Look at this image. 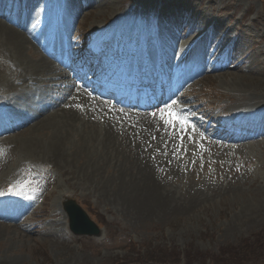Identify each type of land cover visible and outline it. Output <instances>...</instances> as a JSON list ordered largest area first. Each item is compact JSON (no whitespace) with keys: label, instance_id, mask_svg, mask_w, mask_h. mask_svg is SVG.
I'll use <instances>...</instances> for the list:
<instances>
[{"label":"rangeland","instance_id":"rangeland-1","mask_svg":"<svg viewBox=\"0 0 264 264\" xmlns=\"http://www.w3.org/2000/svg\"><path fill=\"white\" fill-rule=\"evenodd\" d=\"M67 1L70 4L65 6L66 0H57L55 8L60 13L64 12L60 18L62 25L57 24L51 29L56 33L59 26L64 28L62 26L68 23L72 26L69 30L71 36L77 32L84 43L92 41L94 29L96 33L112 20L120 21L122 14L143 11L145 8L154 10L152 28L159 33L154 43L159 45L161 51L153 54V38L149 34L151 27L145 32V51L156 70L154 60L164 58L161 61L162 70H173L171 79L177 74L171 67L173 61L178 60L175 56L179 57V53H182V44L183 49L187 46L191 31L187 36L184 34L194 25L191 38L195 37V40L202 34L201 30L210 25L204 37L196 39L198 42L192 48L190 43L187 49L191 53L201 52L204 60L212 58L216 50L220 51V55L228 56L221 59L224 62L231 60L233 68L228 65L229 68L205 74L202 73L205 71L202 59L198 70L202 75L193 80H198L193 87L194 93L190 92L193 84L188 85L184 92L187 102L184 104L193 105L195 111L206 118L209 115L203 106L211 116L217 112L216 116L227 120H232L237 111L234 108L246 99H256L264 105L263 0H88V7L85 8L79 3L87 0ZM39 2L25 0L20 4L28 5L25 11H29ZM142 4L144 7H140ZM78 7L81 12L76 18L67 17ZM1 14L11 16L10 6L1 5ZM184 25L186 30H183ZM176 32L178 38L182 36L183 39L175 44L176 40L172 37H177ZM135 40L137 43L143 41L141 37H135ZM238 44L242 45L239 49L236 47ZM73 45V51H83L79 41H73ZM210 45L214 48L212 55L205 53ZM29 47V54L39 56L40 52L34 44ZM136 49L135 45V53ZM28 59L26 54L22 55L26 65L29 64ZM212 62L207 60L206 64L212 67ZM216 64L218 68L227 67L219 62ZM16 68L17 72L26 69L11 60L0 46V93L11 88L12 83L16 86L20 81V76L14 72ZM188 70L187 67L181 73L186 76ZM34 83L37 90L36 81ZM188 92L193 95L191 98ZM80 108L77 111L83 117L91 114L87 106H84L87 113H84L83 107ZM255 116V123L250 126L253 128L260 120L263 128L264 115ZM223 124L227 125V121H223ZM256 129L259 130L260 126L257 125ZM259 131L264 132V129ZM218 133L222 132L218 130L216 135H220ZM19 134V145L11 142V157L0 164V202L8 206L15 204L17 210L27 211L24 216L20 214L22 218L17 225H0V264H264V136L262 142H246L245 150L240 148L221 152L217 145L211 146L210 142L205 144L204 152L196 155L194 167L191 165L188 171L186 169V177L173 180L181 186L179 191L183 190L180 192L183 194L186 191L183 189V184H187L185 181L195 187L207 182L206 186L212 188L205 190L204 197L196 207L174 214H170L173 211H166L160 217L159 214L141 213L139 216V212L122 206L112 191L106 189L104 192L103 182L128 165L126 153L118 155L115 149L101 151V146H97V153H103L99 158L94 152L96 146H76L70 140L72 149L64 145L58 151L59 156L65 157L63 162H51L38 151L28 155L29 144L22 146L26 137L22 136L23 133ZM95 135V139L98 138ZM149 157L155 159L153 155L149 154ZM180 178H184L181 184ZM174 187L169 189L173 191ZM65 197L75 199L87 211L102 228L101 237H75L69 232L65 214L61 210ZM32 203L35 204L33 212Z\"/></svg>","mask_w":264,"mask_h":264},{"label":"bare ground","instance_id":"bare-ground-1","mask_svg":"<svg viewBox=\"0 0 264 264\" xmlns=\"http://www.w3.org/2000/svg\"><path fill=\"white\" fill-rule=\"evenodd\" d=\"M142 1L145 2L146 0H140V2ZM14 4V1H12V8L21 15L17 16L16 14L6 19L0 16V46L5 49L6 55L11 60L17 62L19 67L23 66L26 69L17 72L16 68L14 72L20 76V81L16 86L13 83L10 84L11 88L0 93V164L3 163V160L6 162L11 157V142L15 146L19 145V133H23L22 136L27 138H25L26 142L22 146L29 144L28 155L38 151L40 155L48 157L50 159L48 161L51 162H63L65 157L59 156L58 151L64 145L67 149H72V143L76 146L86 144L92 147L96 146L94 152L99 155V158L103 153H100L101 155L97 153V146H101V151L115 149L118 155L126 153V159L129 160V163L120 168L118 173L111 175L109 180L104 181L103 189L104 192L106 189L112 191L114 198L118 202L120 201L119 203L122 206L139 212V216L140 213L164 216L166 211H173L170 214H174L193 206L196 207L200 199L204 197L205 190L212 187L206 186L207 182H204L205 184L200 183L198 187H195L194 184L185 181L187 184H183V189L186 191L183 194L180 193L183 190L179 191L181 186L177 184L178 182H174L177 177H186V169L196 163V154L199 152L200 147H194V144L190 143L197 142L200 137H209L215 133V129L210 125V122L205 127L204 124L206 123L200 121V118L206 119L204 114L197 113L193 105L191 107L184 104V102H187L184 98V92L187 91V87L192 85V83L189 84L190 81L194 82L193 80L198 79L197 77L201 74V71L198 70L201 61L204 60V56L199 51H193V53L185 51L190 43H194V39L190 36L191 39H188L185 49H183L184 44L181 43L183 45L182 53H179V57L175 56L178 58L177 61L173 59L171 67L175 69L174 74H177L172 75L176 78L172 77L173 79H171V73L173 72L171 69L162 70L163 68H161L160 72L157 71L148 59L147 51L146 58L131 59L132 64L136 66L145 59L150 62L147 68H137L128 74L120 71L126 60V57H121L123 53H126L123 46L122 49L118 50V54L112 57L110 64L95 52L100 49L101 45H104V42L101 41L102 38L112 36L116 30L120 31L127 21L128 24L125 30H129L130 34L144 24L147 28L151 27L152 22L154 24V21L151 22L148 19L151 10L145 8L143 11H131L119 16L120 21L113 20L109 25L102 26L96 31L91 44L93 51L85 53V51L78 49V51L72 50L74 45L70 39L71 33L69 30L71 26L68 23L63 24L62 27L64 28L60 26L57 28L59 31L56 33L65 36L62 40L58 38L47 39L48 33L53 31L50 26L44 28L41 33L43 36L34 33L36 19L43 16L47 5L40 9L34 6L32 10L25 11L29 6L20 9ZM68 4L70 2L66 1V5ZM79 4L82 8L88 7V2L85 5ZM140 7H144L143 4ZM146 7H148V4ZM79 9L80 7L75 8L71 11V15L67 17L70 19L76 18L81 12ZM58 17L62 19L61 15ZM178 35L172 37L174 41L176 40L175 44L183 39L182 36L178 38ZM197 42L198 40L194 45ZM49 43L55 48L63 50L61 52L64 60L55 59V56L54 60L51 59L49 55L52 54L53 49L47 45ZM31 44L38 48L39 56L35 57L33 54L28 53ZM241 46V44H238L236 47L239 49ZM38 51L36 50L37 53ZM23 54L29 57L28 65L22 60ZM9 63L13 62L9 61ZM187 67L189 70L185 76L181 71ZM72 70L79 71H75L76 74L73 76ZM115 70L118 71L114 73ZM83 75L86 77V82L80 87L76 80ZM122 75L124 77L128 75V77H133L136 80L134 81L133 78L132 80L128 79L123 90L118 89L115 93L118 94L117 104L120 98L135 103L134 98H131V96H134L139 89L137 80L141 76L145 75L146 83L152 86V91L150 88L146 89L143 104L140 105L141 108H138L137 105L131 108L120 107L105 98L93 96L88 91V86L103 82L106 89L104 97H111L114 93L112 88H116V79ZM154 76L159 78V85L156 87L152 83ZM35 81L38 86L37 90ZM130 88L132 93L130 91L126 93V90ZM140 88L142 87L140 86ZM255 100L246 99L242 104H238L239 107L234 108L237 110L235 115L239 122L236 121L230 128L224 127L228 132L225 131L224 133L226 138L213 144L218 146L219 151L224 152L240 148L245 150L240 142L255 139L254 133L256 131L253 130L250 124L255 123V115H264L263 103H258ZM84 106H87L91 112L86 118L77 111L78 108L81 109L80 107H83L84 110ZM84 113L87 112L84 110ZM102 113L104 116H107L106 114L108 116L102 117L100 115ZM170 113L172 115H169ZM96 115L98 116L96 117ZM193 115H196V118ZM173 117L176 119H173ZM245 118H252L253 121L250 123L244 122L242 125L246 126H241L240 121ZM169 120H172L171 124L166 123ZM259 133L256 138L261 140L264 132L259 131ZM95 134L99 139H95ZM70 140L72 143H70ZM149 154L155 156V159L149 157ZM81 171L84 174L83 170ZM183 179L179 184L183 182ZM173 185L175 187L171 191L169 188ZM33 206L34 203L31 204V207ZM26 211L27 209L17 210L15 204L14 206L1 205L0 225H17V222L21 220L20 214Z\"/></svg>","mask_w":264,"mask_h":264},{"label":"water","instance_id":"water-1","mask_svg":"<svg viewBox=\"0 0 264 264\" xmlns=\"http://www.w3.org/2000/svg\"><path fill=\"white\" fill-rule=\"evenodd\" d=\"M63 209L68 218L69 230L78 237H100L102 230L73 199H65Z\"/></svg>","mask_w":264,"mask_h":264},{"label":"snow or ice","instance_id":"snow-or-ice-1","mask_svg":"<svg viewBox=\"0 0 264 264\" xmlns=\"http://www.w3.org/2000/svg\"><path fill=\"white\" fill-rule=\"evenodd\" d=\"M169 115H172L171 113ZM173 119H176L175 117H173ZM180 123H185L184 121H179ZM166 123H169L171 124L172 123V120H169V121H166Z\"/></svg>","mask_w":264,"mask_h":264}]
</instances>
